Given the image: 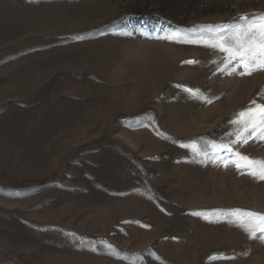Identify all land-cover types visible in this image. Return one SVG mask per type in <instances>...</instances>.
I'll return each instance as SVG.
<instances>
[{
    "label": "rangeland",
    "instance_id": "rangeland-1",
    "mask_svg": "<svg viewBox=\"0 0 264 264\" xmlns=\"http://www.w3.org/2000/svg\"><path fill=\"white\" fill-rule=\"evenodd\" d=\"M253 14L264 0H0V264H264L231 215H264V180L232 163L264 141L208 147L264 105V71L221 72L202 42Z\"/></svg>",
    "mask_w": 264,
    "mask_h": 264
},
{
    "label": "snow or ice",
    "instance_id": "snow-or-ice-1",
    "mask_svg": "<svg viewBox=\"0 0 264 264\" xmlns=\"http://www.w3.org/2000/svg\"><path fill=\"white\" fill-rule=\"evenodd\" d=\"M127 34L131 35V33ZM186 35L179 30H173L167 35L157 38L179 42ZM210 36V41L202 38V42L205 46L225 54L221 61L224 67L219 69L221 72L228 69L229 65H233L227 72L229 75L234 74L237 68L243 69L240 75H252L264 71V15L259 17H256L255 14L252 17L240 16L236 22L220 26L218 31L211 32ZM233 62L235 63L233 64ZM188 63L196 62L189 61ZM185 91L193 95L196 94L191 89H185ZM232 123L240 126L236 133V139L224 145L209 144L208 147L213 152H217L221 148L231 152L230 144L247 143L248 137L244 136L246 132L250 134L251 138L264 141V105L253 102V106L237 113V119ZM190 147L194 154L199 155L195 145ZM233 155L232 163L238 170L245 169L250 176L264 180V160H252L239 153H233ZM227 166L228 164L225 163V167ZM194 214L198 215V213ZM231 215L235 217L232 223L238 226L250 240H258L264 245V215L238 210L232 212Z\"/></svg>",
    "mask_w": 264,
    "mask_h": 264
}]
</instances>
